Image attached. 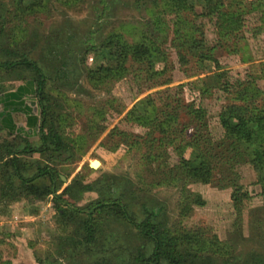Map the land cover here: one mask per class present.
<instances>
[{
    "label": "rangeland",
    "instance_id": "374dc122",
    "mask_svg": "<svg viewBox=\"0 0 264 264\" xmlns=\"http://www.w3.org/2000/svg\"><path fill=\"white\" fill-rule=\"evenodd\" d=\"M199 3L196 12H184L182 16L203 32L208 48L214 47L213 55L220 62L217 69L213 62L190 54L184 62L178 47L181 40L175 39V16L162 14L146 0H75L71 5L65 0H48L45 9L24 16L16 14L14 0H0L3 28L0 57L3 44L11 47L18 44L41 63L47 74L54 76L53 88L70 98L68 104L59 99L60 111L70 116L61 129L72 146L71 153L65 154L62 157L65 160L58 166L61 178L66 179H62L63 187L78 174L85 183L99 179L102 191L109 193L113 188L114 196L128 188L126 182L134 183L147 207L163 208L158 219L170 229L182 226L218 236L220 250L205 253L204 260L209 264H247L254 255L264 259V189L254 167L248 162L236 164L240 182L250 194L240 213L233 208L231 187H222L218 181L190 182L188 189L199 193L206 204L194 205L193 213L182 217L181 186L158 183L179 163L177 150L169 143H155L151 148L164 153V157L148 165L145 156L152 149L143 142L152 127L127 120L134 105L149 95L162 97L164 101L159 104L169 102L173 107L178 98L193 101L206 109L208 136L217 143L224 132L220 113L234 102L237 81L255 79L262 91L261 98L264 97V33L259 28L263 13L259 10L246 13L240 31L222 37L216 17L201 15L203 8ZM153 10L159 12L167 26L165 37L158 41L161 54L154 58L158 74L149 77L146 64L129 62L124 77L92 85L86 67H96L103 60L98 53L87 54L86 47L100 44L110 34H119L131 42L144 34L150 35ZM62 63H67L63 69L68 75L65 78L63 74L60 80L55 75ZM12 76L0 71V143L20 135L37 144L40 111L34 83L22 84ZM224 86L232 93L225 91ZM94 118L96 123L91 124ZM183 119L187 125L188 118ZM99 125L104 126L100 132ZM116 129L133 135L121 136ZM195 131L193 124L188 126L184 131L186 139ZM153 136L159 137V131ZM196 152L189 148L185 155L192 158ZM31 158L40 155L35 153ZM94 159L101 162L98 168L90 166ZM98 196V191H88L80 201L68 199L83 206ZM0 200V264H89L66 241L68 234L73 235V229L65 232L57 225L52 196L41 200L33 197L14 202ZM103 229L105 234L124 235L132 231L128 225L109 222Z\"/></svg>",
    "mask_w": 264,
    "mask_h": 264
},
{
    "label": "trees",
    "instance_id": "16d2710c",
    "mask_svg": "<svg viewBox=\"0 0 264 264\" xmlns=\"http://www.w3.org/2000/svg\"><path fill=\"white\" fill-rule=\"evenodd\" d=\"M74 1L65 0L68 5ZM146 1L162 14L175 16V39L181 40L178 47L184 62L187 61V54H190L199 60L213 62L216 69L220 68L219 60L213 55L214 47L208 48L203 32H199L195 24L182 16L184 12L197 11V1H200L199 5L203 8L201 15L216 17V27L222 37L240 31L244 15L255 10L263 13L259 28L264 33V0ZM14 5L16 14L24 16L42 11L48 6V0H33L29 3L14 0ZM150 16V35L144 34L139 40L131 42L122 39L119 34H110L100 44L92 43L90 48L86 47L87 54L98 53L103 60L96 67H86L92 85L124 77L129 70V62L146 64L149 77L158 74L154 58L161 54L158 41L165 37L167 26L157 10L150 11ZM0 42H3L2 27ZM1 52V72L13 74L14 80L22 84L27 81L34 83L40 122L37 144H32L20 135L0 143V199L14 202L28 197L41 200L52 196L57 225L65 232L73 229V235L68 234L66 241L89 264H209L204 260L207 257L205 253L220 250L221 241L218 236H208L204 231L182 226L170 229L158 219L163 208L147 207L143 197L134 189V183L126 182L124 185L128 188L114 196L113 188L109 193L107 190L102 191L98 186L99 179L85 183L78 174L70 184L63 187L64 181L58 166L65 160L62 157L71 153L72 146L61 129L70 116L60 111L59 99L62 98L68 104L70 98L53 88L51 82L54 76L47 74L41 63L18 44L12 47L3 44ZM62 64L55 75L56 79L61 80L63 74L65 78L68 75V71L63 69L67 63ZM235 87L234 102L220 113L224 132L217 143L208 136L210 132L206 109L193 101L184 102L178 98V104L173 107L169 102L159 104L160 100L164 101L162 97L149 95L138 101L128 112L127 120L131 123L152 127L143 142L149 148L160 142V145L169 143L177 150L179 163L170 168L158 183L181 186L179 214L182 217L190 216L194 205L206 204L199 193L188 189L190 182L209 184L218 181L222 187H231L233 208L240 213L250 194L240 182L236 170L239 162H248L254 167L264 189V97L261 98L262 91L255 79L237 81ZM224 89L232 93L228 86H224ZM184 117L188 118L187 125ZM95 120L92 119L91 124H95ZM192 124L196 131L190 139H186L184 131ZM103 129L104 126L99 125V132ZM115 131L124 137L133 135L118 129ZM155 131H159V137L153 136ZM189 148L197 151L192 158L185 155ZM151 149L145 156L148 165L164 157V153L161 155ZM35 153L40 158H31ZM88 191H98L99 196L83 206L68 199L80 201ZM104 222L128 225L132 231L124 235L105 234ZM247 264H264V259L254 255Z\"/></svg>",
    "mask_w": 264,
    "mask_h": 264
},
{
    "label": "water",
    "instance_id": "95a60500",
    "mask_svg": "<svg viewBox=\"0 0 264 264\" xmlns=\"http://www.w3.org/2000/svg\"><path fill=\"white\" fill-rule=\"evenodd\" d=\"M101 162L98 159H94L90 162V166L92 168H98L100 166ZM63 180H66L64 177H62Z\"/></svg>",
    "mask_w": 264,
    "mask_h": 264
}]
</instances>
